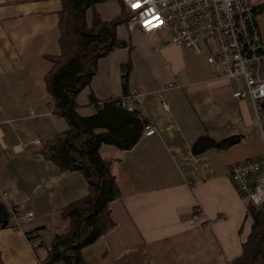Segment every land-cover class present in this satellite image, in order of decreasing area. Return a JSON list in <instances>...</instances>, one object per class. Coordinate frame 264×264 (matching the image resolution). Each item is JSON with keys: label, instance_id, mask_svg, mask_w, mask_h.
<instances>
[{"label": "crops", "instance_id": "0c3cea01", "mask_svg": "<svg viewBox=\"0 0 264 264\" xmlns=\"http://www.w3.org/2000/svg\"><path fill=\"white\" fill-rule=\"evenodd\" d=\"M61 9V0H0V224L6 222L0 264H41L54 233L67 229L63 209L88 192L79 171L59 168L41 150L68 129L45 84L50 57L60 54ZM93 10L110 21L121 5L96 3L85 12L88 27ZM255 22L264 48V11ZM116 34L125 46L97 60L90 83L76 95L77 112L89 116L95 102L122 97L128 64L127 91L137 90L140 114L155 132L141 133L130 149L99 146L121 195L109 204L114 226L83 247L82 257L87 264H231L252 219L228 170L264 152L251 103L232 97L234 79L215 77L206 52L174 44L166 28L148 35L122 23ZM201 137L219 146H205ZM33 138L41 145L30 144ZM8 206L16 208L15 219ZM197 209L201 217L194 220Z\"/></svg>", "mask_w": 264, "mask_h": 264}, {"label": "trees", "instance_id": "16d2710c", "mask_svg": "<svg viewBox=\"0 0 264 264\" xmlns=\"http://www.w3.org/2000/svg\"><path fill=\"white\" fill-rule=\"evenodd\" d=\"M102 1L105 0H61L60 54L50 57L52 66L45 75V84L53 111L65 118L68 129L41 150L59 168L79 171L87 181L88 192L63 209L67 229L54 233L50 250L41 264H87L81 250L114 226L109 204L121 195L110 162L101 156L99 146L110 144L122 150L130 149L146 124L137 109L120 104L128 93V64L123 72L122 97L102 101V107L95 102L97 110L92 115L81 116L77 112L76 95L90 83L97 60L114 48L125 46L116 34L117 26L129 18L121 0H118L121 5L118 17L103 21L93 10L91 25L87 26L86 10ZM262 11L264 4L255 6V14ZM199 140L205 146H219L206 137ZM246 205V214L252 219L251 231L242 244L240 256L231 264H264V207H255L249 202Z\"/></svg>", "mask_w": 264, "mask_h": 264}, {"label": "built area", "instance_id": "2783aa9c", "mask_svg": "<svg viewBox=\"0 0 264 264\" xmlns=\"http://www.w3.org/2000/svg\"><path fill=\"white\" fill-rule=\"evenodd\" d=\"M129 13L126 27L139 29L152 35L166 28L171 41L196 53L206 52V60L215 69V77L234 79L233 98L247 99L264 142V48L255 22L253 0H121ZM138 92L132 88L121 98V106L133 101L137 104ZM164 109L167 104L161 100ZM102 107V102H98ZM155 132L154 126L145 124L142 135ZM30 144L40 146L33 138ZM229 178L239 196L255 207H264V152L256 158L233 163ZM3 197H7L3 192ZM16 208L8 206V218H16ZM29 216L32 212L28 213ZM201 217L199 209L193 215ZM30 244L40 242L36 232L30 234Z\"/></svg>", "mask_w": 264, "mask_h": 264}, {"label": "water", "instance_id": "95a60500", "mask_svg": "<svg viewBox=\"0 0 264 264\" xmlns=\"http://www.w3.org/2000/svg\"><path fill=\"white\" fill-rule=\"evenodd\" d=\"M263 103H264V102H263ZM262 105H264V104H262ZM238 141H239V138H235V139H232V140H231V143H236V142H238ZM4 224H6V222H4L3 225H4Z\"/></svg>", "mask_w": 264, "mask_h": 264}, {"label": "rangeland", "instance_id": "374dc122", "mask_svg": "<svg viewBox=\"0 0 264 264\" xmlns=\"http://www.w3.org/2000/svg\"><path fill=\"white\" fill-rule=\"evenodd\" d=\"M257 1H261V0H253V2H257Z\"/></svg>", "mask_w": 264, "mask_h": 264}]
</instances>
